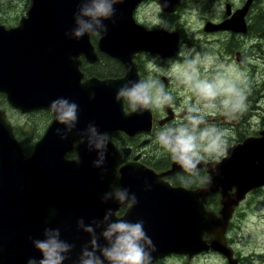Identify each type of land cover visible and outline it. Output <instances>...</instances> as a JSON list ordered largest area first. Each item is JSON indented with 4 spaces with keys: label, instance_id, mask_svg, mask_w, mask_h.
Wrapping results in <instances>:
<instances>
[{
    "label": "water",
    "instance_id": "95a60500",
    "mask_svg": "<svg viewBox=\"0 0 264 264\" xmlns=\"http://www.w3.org/2000/svg\"><path fill=\"white\" fill-rule=\"evenodd\" d=\"M129 3L133 5L134 1L121 0L115 5L126 28L119 29L117 22L104 21L108 30L97 43L100 52L105 51L124 66V74L115 80H81L83 73L79 71L77 57L83 55L89 63L98 58L89 35L79 40L65 35L75 27L77 0H31L17 25L6 27L0 23V93L9 106L21 113L38 109L53 113L51 122L26 155L0 108V264H27L31 257L39 259L40 253L30 237L42 239L45 227L58 228L61 239L75 245L64 264H76L82 245L89 240L88 234L78 230L77 221L82 218L88 225L94 219H103L108 209L117 212L122 206L115 200H101L105 192L115 189L111 185L115 173L119 174L117 188L129 189L138 200L135 206H127L120 217L134 222V212L148 213V236L156 248H165L160 256L171 251L198 252L207 248L227 254L225 231L231 213L248 192L264 187V129L230 145L228 158L199 165V169L207 168V176L202 186L192 189L165 180V176L184 171L174 161L170 168L160 171L132 162L119 167L120 151L110 139L101 174L102 169L92 165L97 152L89 151L86 143L76 146L78 133L90 123L110 138L120 131L133 136L152 126L151 110L125 112L123 101L115 100L116 92L128 81L141 80L133 61L135 53L157 51L162 56H174L178 40L175 34L168 33L164 39L167 45L162 44L157 31L150 36L142 26L132 25V20L124 16L130 11L124 10ZM177 3L178 0L173 2L171 9ZM227 21L208 22L207 27L225 29ZM131 27L133 34L129 36L127 31ZM163 80L168 83L167 78ZM59 98L79 106L76 127L64 140L55 130L65 126L57 122L50 108ZM171 118L169 114L163 121ZM70 152L76 154L74 158L66 157ZM146 185L150 189L146 190ZM216 191L220 192L219 215L205 206L209 192ZM227 256L232 263L230 254Z\"/></svg>",
    "mask_w": 264,
    "mask_h": 264
},
{
    "label": "clouds",
    "instance_id": "9594fccd",
    "mask_svg": "<svg viewBox=\"0 0 264 264\" xmlns=\"http://www.w3.org/2000/svg\"><path fill=\"white\" fill-rule=\"evenodd\" d=\"M77 2L75 27L65 35L79 40L85 35L106 34L108 29L104 21L113 18L116 12L114 6L121 0ZM168 3L169 0H164L162 8L168 7ZM168 71L170 78L181 88L187 89L191 97L182 110V118L159 130L156 142L185 172L198 173V166L202 163L209 160L219 162L221 158L230 156L228 130L210 123L209 117L219 113L230 119L246 111L250 93L248 78L234 63L217 64V58L212 54L200 53L195 49L189 50L182 61L172 63ZM115 100L127 102L136 113L163 109L174 103L173 95L153 76L123 84L117 89ZM50 108L55 113L57 122L65 126L58 127L55 134L61 140L67 139L78 122L79 106L67 98H59L51 103ZM78 135L80 139L76 141V146L86 143L89 151L97 152L92 165L102 169L103 174L110 135L100 132L94 123H90ZM207 179L210 184L212 177ZM148 189L150 185H146V190ZM101 200L103 203L115 200L129 208L138 203L136 194H130L127 188L105 192ZM77 228L88 234L89 240L82 245L76 264H153L152 253L156 251V246L147 235L143 220L128 221L121 218L118 212L108 209L103 219H94L88 225L82 218L79 219ZM30 239L40 253V258L31 257L27 264H64L70 258L68 254L75 248L74 244L61 239L58 228L45 227L42 239Z\"/></svg>",
    "mask_w": 264,
    "mask_h": 264
},
{
    "label": "flooded vegetation",
    "instance_id": "af4514ba",
    "mask_svg": "<svg viewBox=\"0 0 264 264\" xmlns=\"http://www.w3.org/2000/svg\"><path fill=\"white\" fill-rule=\"evenodd\" d=\"M133 1V16L137 22L145 27L146 30L157 31L158 35L162 39H165L168 33H172L175 34V37L178 40L177 51L174 56H162L157 51H145L142 53L137 52L133 55V61L137 65L138 74L141 80L147 78L148 74L145 73L146 69L144 67V60L138 59L140 55L152 56L159 63L164 64L173 61V59L175 58H181V45H183L184 43L194 44L195 49H198V52L200 53L214 54L215 50L210 49L208 44L216 42L219 46V49L216 51L219 54V62L226 61L225 58L229 59V61H234L235 65H237L241 71L246 73L248 80L259 82L261 73L257 68L258 63H252L251 60L259 61L261 59L264 61V8L261 6L262 0H240L239 3H233L232 0H178V3L173 9H171V6L176 0H169L168 7L166 8H162L161 6L164 0ZM187 3H190L193 6L200 7L205 13H207L206 15L202 16L201 22L199 24V28L202 29L205 37L203 39H199L198 41L194 40L190 36L184 24V7ZM214 3H216L218 6H222V13L220 12L218 14H210ZM28 7L29 5L25 7L23 14L20 15V18L25 14ZM142 16H144V18H142ZM154 16H157L164 20L156 24L148 23L147 18ZM17 20H19V17L17 18ZM224 20H228L227 28L225 29L210 30L207 27L208 22L219 24ZM229 23L231 25H229ZM239 23L242 24L243 27ZM149 35L152 36L153 33L151 32ZM209 36H213L214 38H209ZM91 37L93 41H96L98 35H91L90 39ZM199 44H202L204 47L200 48ZM98 56L99 61L96 63H89L85 61V57L83 55H79L77 57L76 60L78 61V63H80L79 67H81V71L83 72V78L81 80H85L91 76L99 77L98 75L93 73V69L91 70V68H93V66L97 63L103 64V61L107 59L113 62L112 66H114V69L118 68L117 73H115L117 75H113L111 78H120L124 74V68L117 60L105 54L98 53ZM154 77H159L161 81L163 77H167L169 79L168 76L158 73H155ZM252 94L253 91L248 95L246 111L238 113L230 119L221 114L215 115L213 117H209V122L223 129H226L224 127L225 124H228L233 128L234 122L238 121L239 117L244 118L240 122H247L249 119V111L251 108H254L255 111L260 112L259 97L254 100V106L250 105ZM186 104H183V107L180 108L179 103L174 102L172 106H166L163 109L151 110L152 126L149 131L137 132L133 136H129L125 132L113 133L111 139L120 151L118 166L120 167L126 163L132 162L152 168L156 171L170 168L173 160L170 158L169 154L162 150L157 144L156 133L163 127L170 126L178 119L182 118V110L186 106ZM123 109L125 112L131 111L130 107L125 101H123ZM38 111H43L46 113L48 112L50 115V120H52V112L46 110ZM169 114L172 116V118L170 120L168 119L166 121H163V119ZM261 129H264V127ZM75 155L76 154L74 152H70L67 157L74 158ZM208 162H214V160H209ZM188 174L191 173L179 171L173 175L165 176V180L169 181L174 186L182 185L179 177L182 176L183 179H186L188 178V176H186ZM195 174H202L204 176L203 181L201 182V184L196 185V187L193 186L186 188L192 189L202 186L207 176V168L203 166L198 170V173ZM118 177L119 174L115 173L114 180L111 184L115 189L118 187ZM263 188L264 187L253 189L248 192L244 200L239 202V204L231 213L225 231V241L227 244L225 250L227 254L211 248H207L201 249L198 252L171 251L165 255L160 256V253L165 248L157 247L156 251L154 252L156 253V256L152 255L154 257L153 264H264V235L261 236L260 233H257V237L255 238L250 234L245 237L241 233L242 228L245 226V222L235 221L237 213L242 207L243 202L248 201L250 203H253L257 196V193L262 191ZM232 191L233 189L231 190V192ZM205 206L207 210L212 212V214L219 215V210L221 208L220 192H209L206 197ZM126 208L127 205L124 204L118 209L117 212L120 214V216L125 212ZM134 218L135 221L143 220L147 235L151 233V224L150 222H148V213L138 215L134 212ZM258 223L262 224L259 229L264 227V221ZM205 238L208 239L209 235H205ZM228 254H230L232 263L229 262V257L227 256Z\"/></svg>",
    "mask_w": 264,
    "mask_h": 264
},
{
    "label": "rangeland",
    "instance_id": "374dc122",
    "mask_svg": "<svg viewBox=\"0 0 264 264\" xmlns=\"http://www.w3.org/2000/svg\"><path fill=\"white\" fill-rule=\"evenodd\" d=\"M240 0H232L233 3H239ZM31 0H10V1H3L0 5V14L5 18H11L13 19L11 23L12 25H17V23L20 20V15L23 14L24 9L27 5H30ZM261 6L264 8V0H262ZM223 8L222 6H218L216 3L213 4V8L210 12V14H218L222 13ZM200 7L193 6L190 3H187L184 7V24L185 27L190 34V36L198 41L199 39H203L205 37L202 29L199 28V24L201 22V18L203 15H206ZM19 17V20L17 18ZM144 18V16H142ZM148 23L156 24L162 22L164 19H161L157 16L154 17H148ZM15 22V23H14ZM99 38V35H98ZM97 38V39H98ZM209 38H214L213 36H209ZM210 49H214L215 53L212 54L215 58H217V64H233L234 61H229V59H226V61L219 62V54L216 52L219 49V46L216 42H212L211 44H208ZM200 48H203L204 46L202 44H199ZM191 49H195L194 44L190 43H184L181 45V58H175L173 61L169 63L161 64L159 63L154 57L149 55H140L138 59L144 60V67L146 69L145 73L149 76H155V73L158 74H164L169 77L170 83L168 82V85H165L163 83V79L167 77H163L162 81L159 77H156L159 79L165 86L166 91L170 92L174 97V102L179 103V107H183V104L188 103L191 93L184 88H181L174 80L170 78V73L168 71L169 66L174 62L182 61V59L188 54V51ZM198 52V49H195ZM145 51H140L138 53H142ZM99 54H105L103 52H99ZM111 58H114L108 54H105ZM98 61L99 56L97 55ZM115 59V58H114ZM116 60V59H115ZM97 61V62H98ZM252 63H258L257 68L260 70L261 77L259 82L248 80L250 93L253 91V94L251 96V106H254V100L259 97L260 99V112L255 111L254 108H251L249 111V119L247 122H240L244 118L239 117L238 121L234 122V127L232 128L228 124H225L224 127L228 130V141L230 144L236 143L241 141L244 137L249 135H257L258 131L264 127V61L263 60H251ZM96 63V62H95ZM111 61L104 60L103 64L97 63L95 64V69H93V72L97 73V76H94L98 79H109L113 75H117L118 68L114 69V66H112ZM235 64V63H234ZM105 65V66H104ZM104 66V67H103ZM94 73V74H95ZM203 74V69H202ZM92 77V76H91ZM90 78V77H89ZM4 111L7 115V119L9 122L18 129H21V135H19V138L21 140H26L27 143L30 146V150L32 146L35 144L36 140L40 137V135L45 130L47 124L50 121V115L47 112L43 111H30L26 113H21L19 109L13 108L7 104V108H4ZM216 115H219L217 113ZM31 120V121H30ZM32 122V126H35L36 130L31 132L29 135H24L23 132L30 129L32 126L30 125ZM32 128V129H34ZM30 150L27 151L30 152ZM68 155V154H67ZM66 155V157H67ZM235 221H241L245 222V226L242 228L241 233L247 237V235H251L252 237H257V233H260V235H264V227L259 229L261 227V223L264 221V188L262 191L257 193V196L253 203H250L248 201H244L242 207L239 209L237 213V217L235 218ZM220 264V263H219Z\"/></svg>",
    "mask_w": 264,
    "mask_h": 264
},
{
    "label": "trees",
    "instance_id": "16d2710c",
    "mask_svg": "<svg viewBox=\"0 0 264 264\" xmlns=\"http://www.w3.org/2000/svg\"><path fill=\"white\" fill-rule=\"evenodd\" d=\"M3 1H6V0H0V5ZM7 1H10V0H7ZM13 19L11 18H4L1 14H0V23L1 24H4L6 26H12L13 23H11ZM15 23V22H14ZM92 69H95V65L93 66ZM95 73V72H93ZM97 74V73H95ZM0 108L1 109H4V108H7V103H6V99H5V96L3 94L0 93ZM31 121V120H30ZM32 126V122L30 124ZM35 126H32L30 129H28L27 131H24L23 134L24 135H29L31 132H33L34 130H36V128H34ZM34 128V129H32ZM13 129H14V132H15V135L17 136L18 140L21 142L23 148L25 149L26 153L28 150H30V146L29 144L27 143L26 140H21L19 138V135H21V129H19L20 131H18V129H16V127L13 126ZM188 176V178L186 179H183L182 176L179 177V179L181 180L182 182V185H184L185 187H196V185H199L201 184V182L203 181V175L202 174H195V173H191V174H188L186 175Z\"/></svg>",
    "mask_w": 264,
    "mask_h": 264
},
{
    "label": "bare ground",
    "instance_id": "6f19581e",
    "mask_svg": "<svg viewBox=\"0 0 264 264\" xmlns=\"http://www.w3.org/2000/svg\"><path fill=\"white\" fill-rule=\"evenodd\" d=\"M154 37L150 38L153 39ZM158 39V38H157ZM158 42V41H157ZM159 42L162 43V44H166L167 45V42L164 40V39H159ZM54 57V56H53Z\"/></svg>",
    "mask_w": 264,
    "mask_h": 264
}]
</instances>
